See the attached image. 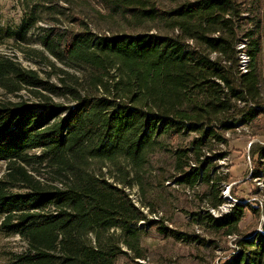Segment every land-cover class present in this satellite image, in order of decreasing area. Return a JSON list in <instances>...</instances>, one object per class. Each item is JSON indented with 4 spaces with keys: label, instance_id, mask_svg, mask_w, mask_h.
<instances>
[{
    "label": "trees",
    "instance_id": "trees-1",
    "mask_svg": "<svg viewBox=\"0 0 264 264\" xmlns=\"http://www.w3.org/2000/svg\"><path fill=\"white\" fill-rule=\"evenodd\" d=\"M103 3L130 34L100 36L89 28L76 34L52 31L43 42L52 56L66 58L83 73L85 96L64 84L75 107L65 108L30 90L43 87L55 94L59 88L43 82L37 72L0 58V89L13 95L28 89L36 99L0 100V162L7 163L0 180V228L19 235L28 246L11 264H115L129 253L113 243L103 247L101 236L112 229H120L127 249L136 252L138 241L133 244L128 238L136 240L148 219L123 185L139 178L156 139L197 133L194 146L201 149L206 139L223 141L217 130L233 128L238 102L247 106L243 124L264 114L260 89L264 15L255 23L256 31L244 32L248 19L242 18L244 12L235 0H186L171 10L159 0ZM261 6L259 11L264 12V3ZM168 18L173 21L172 32L178 34L153 33L151 26L167 23ZM39 22L35 11L16 30L0 28V44L23 39ZM241 45L245 47L239 49ZM240 54L249 57L244 74L239 70ZM33 151L40 154L32 155ZM190 152H175L176 183L192 188L201 181L209 183L210 172L203 170L199 158L200 165L192 167ZM91 160L112 164L119 171L122 161L127 163L122 186L103 173L89 171ZM36 163L54 170L62 187L45 186L29 170ZM128 167L135 178L130 179ZM260 174L256 170L254 178ZM17 187L25 192L14 193ZM247 209L259 212L249 205L236 206L221 218L209 213L204 218L215 231L234 236L240 234ZM92 232L97 246L87 241ZM160 232L183 240L182 234L164 226ZM238 246L240 251L223 264H264V234L240 240Z\"/></svg>",
    "mask_w": 264,
    "mask_h": 264
},
{
    "label": "rangeland",
    "instance_id": "rangeland-1",
    "mask_svg": "<svg viewBox=\"0 0 264 264\" xmlns=\"http://www.w3.org/2000/svg\"><path fill=\"white\" fill-rule=\"evenodd\" d=\"M184 1L186 0H159V3L171 10ZM235 1L244 12L242 18L248 19L244 23V32L256 31L255 23L264 15L262 10L259 11V5L261 3L263 6L264 0ZM35 11L40 22L23 39L10 38L0 44V58L7 57L25 70L37 72L43 82L59 88L55 94L45 91L43 87L30 90L49 96L53 102L65 108H73L76 102L64 84L85 96L83 73L66 58L59 60L52 56L44 47L45 37L52 31L76 34L85 32L88 28L90 32L100 36L130 34L132 31L118 19L110 17L103 0H0V28L16 30ZM168 19L167 23H154L151 26L153 33L160 30L171 36L178 34L177 31L172 32L173 21ZM244 37L245 35L241 36L242 39ZM247 43L250 42L246 41ZM211 58L215 60L216 56L212 55ZM239 58V70L244 74L248 67L244 71L242 65L246 64H243L241 54ZM245 61L249 62L247 59ZM260 89L264 99V56L261 60ZM34 96L28 89L15 95L0 89V100L3 101H36ZM246 109L245 102H238L235 108L238 121L233 128L217 130L223 141L206 139L201 149L194 146L197 133L166 134L156 139V145L150 152L148 163L140 172L139 178L130 185H123L133 203L148 219L147 227L139 230L136 240L128 238L133 244L138 241L137 251L127 249L124 244L126 235L120 229H112L101 236L103 247L113 243L129 253L128 256L118 257L115 264H223L240 251V240L254 238L258 233L264 234V114L253 122L243 124L241 115ZM65 116L66 114L62 118ZM232 121L231 119L227 124ZM178 149L191 151L189 156L192 167L200 165L196 161L198 158L204 163L203 170L210 172L209 183L201 181L193 188L176 183L175 152ZM39 154L37 151L32 152V155ZM220 155L223 157H219ZM124 165L127 163L122 161L123 171H119L112 164L91 160L89 171L98 175L103 173L110 182L120 185L126 176ZM29 170L45 186L62 187L55 171L45 165L36 163ZM128 170L130 179L135 178L132 169L128 167ZM256 170L261 173L258 178L253 175ZM6 172L7 163L0 162V180L5 177ZM217 178L221 181L217 182ZM12 191L25 192L19 187ZM217 200L223 202L217 205ZM246 205L259 212L245 210V217L239 224L240 234L234 236L215 231L210 221L204 218L209 213L218 219L232 213L236 206ZM2 221L3 217L0 216V225ZM154 222L161 224L153 225ZM140 226L145 227V224L141 223ZM162 226L179 232L183 235V240L163 235L160 232ZM95 238L92 232L87 236V241L92 246H97ZM195 238L203 240L204 243L200 244ZM27 249V244L19 235L5 233L0 228V264H11L15 258L26 253Z\"/></svg>",
    "mask_w": 264,
    "mask_h": 264
},
{
    "label": "built area",
    "instance_id": "built-area-1",
    "mask_svg": "<svg viewBox=\"0 0 264 264\" xmlns=\"http://www.w3.org/2000/svg\"><path fill=\"white\" fill-rule=\"evenodd\" d=\"M244 47H245V45H241L239 49H243ZM246 59L249 60V57H247V55H245V54H241V60H242L243 64H246V65H242V68L244 69V71L247 70L248 63H249V62L245 61ZM157 220H159V219H157ZM142 223H145V222H142Z\"/></svg>",
    "mask_w": 264,
    "mask_h": 264
}]
</instances>
